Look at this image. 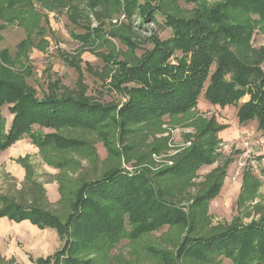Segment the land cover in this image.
Wrapping results in <instances>:
<instances>
[{
  "label": "rangeland",
  "instance_id": "obj_1",
  "mask_svg": "<svg viewBox=\"0 0 264 264\" xmlns=\"http://www.w3.org/2000/svg\"><path fill=\"white\" fill-rule=\"evenodd\" d=\"M166 1L170 3L167 10L178 16H190L196 6L187 0ZM204 1L215 5L226 0ZM228 11L231 22L251 24L250 51L263 49L264 54V21L255 13L233 8ZM158 20L162 22L163 18L159 16ZM95 30L99 32V42L85 43L79 39ZM170 34V30L143 22L138 15L130 18L123 9L110 5L94 10L88 4L70 0H45L34 2L33 6H11L6 0H0V64L11 79L34 89L39 98L51 82L59 81L60 87L73 96L85 93L94 102L121 105L124 97L105 86L118 71L115 63H136L145 51L152 50L153 45L148 42L152 35L166 40ZM128 37L136 44L135 49L126 45ZM23 51L28 59L22 56ZM2 53L10 57L8 64L2 60ZM246 101L248 97L241 102ZM3 115L9 128L13 115L6 107ZM208 124L210 131L202 133ZM216 124L225 127L217 136L212 130ZM129 129L132 133L107 130L109 148L97 131L35 127L43 135L55 134L75 144L66 148L54 144L40 150L27 136L9 150L0 151V209L8 203L28 206L48 211L65 222L72 212L70 204L74 202V195L84 182H94L104 172L120 166L126 172L148 167L156 176L175 166L191 150L192 144L215 141L216 157L212 165L203 164L196 172L173 175L170 181L165 179L162 188L169 192L168 198H174L179 206L192 207L193 200L208 189L218 174L225 172L227 177L219 195L207 207L195 209L198 224L193 234H215L232 223L249 224L264 216V151L256 143L264 142V135L256 122L240 126L236 107L221 108L201 96L197 108L183 116L166 117L161 123H142ZM131 146L135 149L129 155L126 149ZM253 158L259 162L255 171L249 168ZM128 159L132 160L128 162ZM61 185L65 189V202L61 201ZM110 206L112 217L122 214L118 207ZM129 230L130 225L126 223L123 235L114 243H107L106 236L88 241L90 236L83 234L76 238L72 233L67 241H62L53 229L38 230L28 223L2 219L0 264H34L56 256L60 259L58 264L68 261L69 264H166L152 251L163 249L176 253L187 234L185 229L169 225L143 232L139 237ZM211 259L209 264H234L224 257Z\"/></svg>",
  "mask_w": 264,
  "mask_h": 264
},
{
  "label": "trees",
  "instance_id": "obj_2",
  "mask_svg": "<svg viewBox=\"0 0 264 264\" xmlns=\"http://www.w3.org/2000/svg\"><path fill=\"white\" fill-rule=\"evenodd\" d=\"M6 1L11 6H33L34 2L45 0ZM70 1L83 2L94 10L108 5L123 9L128 17L138 15L143 22L170 30L171 34L166 40L152 35L148 40L153 45L152 50L145 51L136 63H115L118 71L105 86L124 97L121 105H103L85 93H74L76 96H73L60 87L59 81L51 82L47 92L39 98L34 89L11 79L0 64V151L9 150L27 136L40 150L54 144L62 148L75 144V141L55 134L43 135L35 131V127L97 131L111 148L107 138L111 129L132 133L129 127L133 125L161 123L166 117L183 116L197 108L201 96L221 108L236 107L239 125L256 122L264 135L263 49L250 51L253 27L231 22L228 11L233 8L255 13L264 21V0H226L215 5L204 0H187L196 5L188 17L167 10L170 3L166 0ZM159 16L163 18L162 22L158 20ZM92 33L79 39L85 43L99 42V32ZM126 45L135 49L136 44L128 37ZM3 55L2 60L8 64L10 57L7 53ZM22 56L28 59L24 51ZM245 97L248 101L242 103ZM5 107L13 115L9 128L3 115ZM215 127L212 129L215 136L225 129L222 125ZM202 130V133L210 131L209 124ZM192 145L175 166L156 176L148 167L126 172L120 166L104 172L94 182H84L74 195V202L70 204L72 212L65 222L43 209L10 203L0 209V219L7 218L16 223L29 221L41 230L53 229L62 241H67L72 233L76 238L83 234L90 236L88 241L106 236L107 243H114L123 235L126 223L137 237L166 225L175 226L187 231L176 253L161 251L163 249L152 251L166 264H188L190 261L209 264L211 258L216 257L227 258L234 264H264V216L249 224L232 223L215 234H193L198 224L195 209L207 207L219 195L227 173L218 174L208 189L193 200L192 207L179 206L174 198H168L169 192L162 188L166 178L170 181L173 175H188L199 170L201 165H212L215 161V141ZM134 149L131 146L126 152L132 155ZM115 154L119 155V152ZM64 190L61 185L62 202L66 201ZM96 199L109 205L98 203ZM110 205L118 207L122 214L112 217ZM58 257L38 260L34 264H58Z\"/></svg>",
  "mask_w": 264,
  "mask_h": 264
},
{
  "label": "built area",
  "instance_id": "obj_3",
  "mask_svg": "<svg viewBox=\"0 0 264 264\" xmlns=\"http://www.w3.org/2000/svg\"><path fill=\"white\" fill-rule=\"evenodd\" d=\"M256 143H257L258 145L260 144V146L263 148L262 150L264 151V142H262L261 140H259V141H256ZM262 164L264 165V159H263V161H262ZM258 165H259L258 160H256V158H253V159L251 160V162L249 163V168H250L252 171H255V170H257Z\"/></svg>",
  "mask_w": 264,
  "mask_h": 264
},
{
  "label": "crops",
  "instance_id": "obj_4",
  "mask_svg": "<svg viewBox=\"0 0 264 264\" xmlns=\"http://www.w3.org/2000/svg\"><path fill=\"white\" fill-rule=\"evenodd\" d=\"M239 123V122H238ZM242 190H243V187H242ZM2 219H7V218H1L0 220H2ZM8 221H10L9 219H7ZM10 222H12V223H16V222H14V221H10ZM30 224L31 226H33V228H36V229H38L39 230V228L37 227V226H35V225H33L32 223H30L29 221H24V222H21V223H16V224ZM55 231V230H54ZM56 232V231H55ZM57 236H59V235H57ZM58 240L61 242V239L60 238H58Z\"/></svg>",
  "mask_w": 264,
  "mask_h": 264
}]
</instances>
